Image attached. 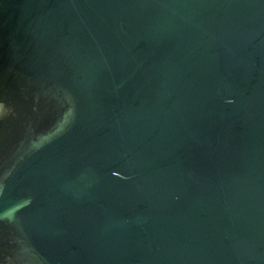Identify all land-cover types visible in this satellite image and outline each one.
Masks as SVG:
<instances>
[{
	"label": "water",
	"instance_id": "1",
	"mask_svg": "<svg viewBox=\"0 0 264 264\" xmlns=\"http://www.w3.org/2000/svg\"><path fill=\"white\" fill-rule=\"evenodd\" d=\"M0 264H264V0H0Z\"/></svg>",
	"mask_w": 264,
	"mask_h": 264
}]
</instances>
